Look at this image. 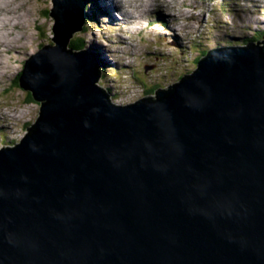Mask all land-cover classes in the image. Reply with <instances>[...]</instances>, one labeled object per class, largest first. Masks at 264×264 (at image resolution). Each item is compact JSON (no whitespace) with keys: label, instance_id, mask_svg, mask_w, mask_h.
<instances>
[{"label":"water","instance_id":"1","mask_svg":"<svg viewBox=\"0 0 264 264\" xmlns=\"http://www.w3.org/2000/svg\"><path fill=\"white\" fill-rule=\"evenodd\" d=\"M52 2L19 80L39 117L0 150V264H264V41L119 106L72 48L87 0Z\"/></svg>","mask_w":264,"mask_h":264},{"label":"rangeland","instance_id":"2","mask_svg":"<svg viewBox=\"0 0 264 264\" xmlns=\"http://www.w3.org/2000/svg\"><path fill=\"white\" fill-rule=\"evenodd\" d=\"M108 1L122 7L127 20L123 16L122 19L114 16L102 18L101 10L110 8L109 5L96 2L93 7L88 2L84 31L74 37L77 43L84 40L85 50L102 62V86L110 90L112 102L119 106H128L154 95L152 90L165 89L183 76L191 75L197 69V59L202 58L208 49L209 52L228 46L244 47L262 40L258 33L264 31L263 0H258L257 7L242 4L247 0H199L196 5L182 9L178 8L181 5L176 0H160V7L148 21L147 10L153 6L141 8L144 12L133 18L135 16L128 12L130 0ZM23 3L29 18V21L25 18L23 21L30 29H25L22 40H31L29 44L28 41L26 44L18 42L13 49H4L11 56L5 58L11 69L0 74V77L5 76L0 82V150L3 146L19 144L28 133L27 128L38 119L41 105L29 102V92L18 85L17 79L20 80L24 65L31 56L45 46L54 45V20L42 13H50L52 0H23ZM9 4L15 6L16 2L9 0ZM130 18L138 19L140 26L134 25ZM9 29L18 32L19 36L14 38L20 40L22 31L14 30L12 26ZM118 30L127 34L125 38ZM25 110L27 117L23 119L21 113ZM9 116H17L16 119L23 122L15 125Z\"/></svg>","mask_w":264,"mask_h":264},{"label":"bare ground","instance_id":"3","mask_svg":"<svg viewBox=\"0 0 264 264\" xmlns=\"http://www.w3.org/2000/svg\"><path fill=\"white\" fill-rule=\"evenodd\" d=\"M11 2H16V5L14 6L9 4V0H0V74L4 71H7L8 69H11L10 66H7L6 65V62H5V58L6 56H9L11 57L9 54H7L4 49L5 48H10V49H13L14 47H16V44L18 42L20 43H25L28 41V44L31 40V38H29L30 36L28 35L27 33V37L29 38V40H27L26 42H24L22 39L25 35V29L26 31L30 29V26L29 25H25L24 24V21H23V18H25L26 20H28L29 18L26 17V13L25 12V8L23 7L24 3H23V0H10ZM101 1L103 3H101ZM167 1V0H166ZM181 0H176L177 3H179ZM188 0H183V2H187ZM98 4H104V3H107L109 5L110 8H106L105 11H101V14L103 16H105L106 14L110 15V16H116L117 17V13L116 11H120L123 13V18H125L124 16L127 14L126 12H123L124 9L122 7H117L115 6L112 2L108 1V0H97ZM144 3H141L140 4V8H143V7H151V6H154V2L155 0H143ZM168 2V1H167ZM173 2V1H172ZM92 3V2H90ZM166 3V2H165ZM166 5V4H164ZM107 7V5H106ZM111 7H113V10L111 12ZM157 7H160L159 4L157 5ZM179 8V7H178ZM185 8V7H184ZM110 12H108V11ZM180 10V9H179ZM167 11V10H166ZM142 12H144V10H142ZM132 14V13H131ZM30 17V16H29ZM115 17V18H116ZM133 18H136V17H133ZM132 18V19H133ZM118 19V18H117ZM141 19V18H140ZM29 21V20H28ZM9 26H12L14 28V30H21L22 31V36L20 38V40L16 41L14 37H18L19 36V33L18 32H14L13 30H10L9 29ZM25 26V27H24ZM39 30V28H38ZM7 32V33H10V34H6L4 33ZM119 31V30H118ZM120 32V35H122L124 38L127 34H123L124 32L123 31H119ZM224 32V31H223ZM246 33V32H245ZM11 37V38H9ZM148 39V38H147ZM160 39V38H159ZM264 41V40H262ZM17 50V49H16ZM78 52V50H75ZM180 55V54H179ZM184 56V55H183ZM7 61V60H6ZM12 63H15V62H12ZM102 63V62H100ZM5 76H1L0 77V82L2 81V79L4 78ZM103 80V69H102V74H101V77L98 81V85L99 87H102V83L101 81ZM1 87V86H0ZM110 95V99H112V95L110 94V90L108 88H104ZM22 118L25 119L27 117V111H23L21 113ZM17 116H9L10 120H13L14 122H12L13 124L15 125H18L19 122H23V121H20L19 119H16ZM10 125V124H9ZM14 147V146H13Z\"/></svg>","mask_w":264,"mask_h":264},{"label":"trees","instance_id":"4","mask_svg":"<svg viewBox=\"0 0 264 264\" xmlns=\"http://www.w3.org/2000/svg\"><path fill=\"white\" fill-rule=\"evenodd\" d=\"M87 2H89V4H91V5L94 7V6H96V2H97V1H95V0H87ZM90 2H92V3H90ZM42 13H44L45 16L48 15V13H46L45 11L42 12ZM263 35H264V34H263ZM261 38H262V36H261ZM78 40H79V39H78ZM261 41H262V40H261ZM81 42L83 43L82 45H80ZM81 42L79 41L80 44L76 42L75 45H72V48H73L74 50H85V47H84V42H85V41H84V40H81ZM200 54H201V53H200ZM205 55H206V52H204L202 58H203ZM200 60H201V58H198V59H197V62H199ZM19 78H20V76H19ZM17 81H18V85L20 86L19 79H17ZM17 81H16V83H15L13 86H16ZM18 85H17V88H18ZM154 91H156V90H152V92H154ZM27 95L29 96V102H34L32 95L29 94V93H28Z\"/></svg>","mask_w":264,"mask_h":264},{"label":"clouds","instance_id":"5","mask_svg":"<svg viewBox=\"0 0 264 264\" xmlns=\"http://www.w3.org/2000/svg\"><path fill=\"white\" fill-rule=\"evenodd\" d=\"M111 101H112V99H111ZM113 103V102H112ZM114 104V103H113ZM29 128V127H28Z\"/></svg>","mask_w":264,"mask_h":264}]
</instances>
